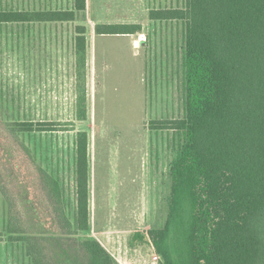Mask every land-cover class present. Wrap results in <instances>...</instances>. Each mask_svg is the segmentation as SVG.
I'll return each mask as SVG.
<instances>
[{
  "label": "rangeland",
  "instance_id": "1",
  "mask_svg": "<svg viewBox=\"0 0 264 264\" xmlns=\"http://www.w3.org/2000/svg\"><path fill=\"white\" fill-rule=\"evenodd\" d=\"M74 2L0 0V9L67 10ZM89 3L73 21L0 23V179L16 199L26 233L60 236L36 171L44 168L59 181L66 214L77 227L76 143L86 131L90 228L76 236L99 240L117 264H150L149 230L165 224L171 165L184 140L177 130L153 127L186 114V22L154 20L149 12L184 8L186 0ZM98 23L141 29L96 35ZM79 25L87 33L90 64L86 120L77 118L76 109ZM26 122L35 126L23 128ZM41 122L52 130L39 127ZM10 212L0 184V264H35L26 241L9 232ZM46 245L59 264H72V248L61 249L49 238Z\"/></svg>",
  "mask_w": 264,
  "mask_h": 264
},
{
  "label": "trees",
  "instance_id": "2",
  "mask_svg": "<svg viewBox=\"0 0 264 264\" xmlns=\"http://www.w3.org/2000/svg\"><path fill=\"white\" fill-rule=\"evenodd\" d=\"M85 9L86 0H75L67 10L4 8L0 23L68 22ZM149 17L186 22V114L153 127L184 135L171 165L165 224L149 230L156 251L167 264H264V0H186L184 8L152 9ZM140 29L133 23L96 26L98 34ZM75 53L77 118L86 120L87 39L82 25L76 29ZM47 124L38 126L52 130ZM18 143L25 152L26 146ZM76 144L77 227L66 214L59 181L36 165L60 236L26 233L16 199L0 179L11 205L9 232L26 241L35 264H59L47 251V238L61 249L72 248V264H117L99 240L76 236L90 228L86 131L78 133Z\"/></svg>",
  "mask_w": 264,
  "mask_h": 264
},
{
  "label": "crops",
  "instance_id": "3",
  "mask_svg": "<svg viewBox=\"0 0 264 264\" xmlns=\"http://www.w3.org/2000/svg\"><path fill=\"white\" fill-rule=\"evenodd\" d=\"M48 1H51V0H48ZM91 0H86V7H88V5L90 4L89 2H90ZM47 5V4H46ZM46 5H44L43 4V6L42 7H47ZM47 9V8H46ZM56 9H58L59 10V8H56ZM59 23V22H58ZM98 24H101V23H98ZM98 24H96V26L98 25ZM96 29V28H95ZM95 34L96 35H105V34H98L97 32H96V30H95ZM86 35H87V33H86ZM128 35H130V34H128ZM86 39H87V37H86ZM138 42V41H137ZM89 55V51H87V58L89 57L88 56ZM87 72H89V66H90V64H89V58H88V60H87ZM88 87H89V89H88ZM90 88H91V85H88V83H87V86H86V95H87V103H88V98H89V90H90ZM88 115H89V110H88V108H87V119H88Z\"/></svg>",
  "mask_w": 264,
  "mask_h": 264
},
{
  "label": "built area",
  "instance_id": "4",
  "mask_svg": "<svg viewBox=\"0 0 264 264\" xmlns=\"http://www.w3.org/2000/svg\"><path fill=\"white\" fill-rule=\"evenodd\" d=\"M153 252L149 259L150 264H167L162 256L155 250V246L152 244Z\"/></svg>",
  "mask_w": 264,
  "mask_h": 264
}]
</instances>
